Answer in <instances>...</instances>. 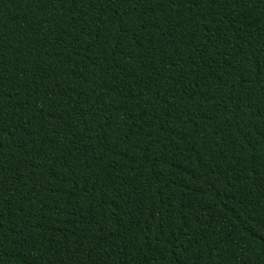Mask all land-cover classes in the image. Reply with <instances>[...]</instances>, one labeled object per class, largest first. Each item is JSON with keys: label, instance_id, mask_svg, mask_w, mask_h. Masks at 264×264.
<instances>
[{"label": "trees", "instance_id": "16d2710c", "mask_svg": "<svg viewBox=\"0 0 264 264\" xmlns=\"http://www.w3.org/2000/svg\"><path fill=\"white\" fill-rule=\"evenodd\" d=\"M0 264H264V0H0Z\"/></svg>", "mask_w": 264, "mask_h": 264}, {"label": "snow or ice", "instance_id": "6c2138e0", "mask_svg": "<svg viewBox=\"0 0 264 264\" xmlns=\"http://www.w3.org/2000/svg\"><path fill=\"white\" fill-rule=\"evenodd\" d=\"M189 3H198L199 0H187ZM232 2L235 3H247L248 0H208V3L210 4H217V3H224V4H230Z\"/></svg>", "mask_w": 264, "mask_h": 264}]
</instances>
